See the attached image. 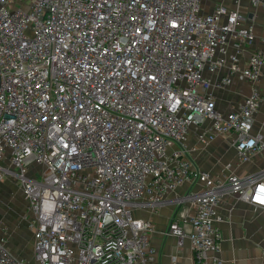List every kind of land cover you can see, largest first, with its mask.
<instances>
[{
    "label": "built area",
    "instance_id": "obj_1",
    "mask_svg": "<svg viewBox=\"0 0 264 264\" xmlns=\"http://www.w3.org/2000/svg\"><path fill=\"white\" fill-rule=\"evenodd\" d=\"M234 1L0 0V183L19 182L35 264H159L154 223L135 212L185 184L168 233L187 232L193 264H223L217 209L228 193L264 209V169L213 175L187 138L206 125L241 163L264 151V39L243 63L256 34ZM226 65L216 86L240 73L251 92L222 112L208 73ZM0 264L28 263L0 237Z\"/></svg>",
    "mask_w": 264,
    "mask_h": 264
},
{
    "label": "crops",
    "instance_id": "obj_2",
    "mask_svg": "<svg viewBox=\"0 0 264 264\" xmlns=\"http://www.w3.org/2000/svg\"><path fill=\"white\" fill-rule=\"evenodd\" d=\"M224 4L229 8L236 6L234 0H208V13L212 12L216 4ZM240 10L247 14V24H252L256 34V41L247 46L242 60L247 61L251 51L263 45L264 16L260 9H254L250 0H241ZM229 74L228 66L222 67L215 73H208L212 81L211 92L216 101L218 110L227 112L240 103L251 89L247 80L240 74L232 76V81L225 87H218L223 76ZM260 92L264 96V79L261 80ZM209 126V122H208ZM206 130V125L192 128L187 142L191 148L190 155L196 165L213 175L222 173H235L238 175L255 174L264 169V151L255 153L247 162L239 161L236 144L230 139L217 136L214 140H203L201 136ZM253 134H261L264 137V101L255 116ZM10 177L4 178L0 183V197L11 190ZM18 185L19 182L15 180ZM15 183V182H13ZM189 191V185L185 184L169 194L167 201L161 204H146L137 209L135 214L147 218L154 223V232L151 236L153 245L159 250V264H173L176 259L179 264H193V249L188 234L175 235L168 233L170 222L179 215V211L190 204L179 206L176 201L185 196ZM20 204H22L23 218L27 211V201L24 198L19 185ZM25 220V219H24ZM8 219H0V237H7L10 246V236L7 234L11 224ZM26 222V220H25ZM28 225V223L26 222ZM216 226L222 233L221 250L211 258L219 257L223 264H264V209L254 208L250 203L241 200L232 193L223 198L217 209ZM29 228V226H28ZM31 231V229L29 228ZM188 231L189 228H186ZM32 235V247L27 246L24 252L15 253L19 258L25 259L28 264H35L34 237ZM31 254L27 255V251Z\"/></svg>",
    "mask_w": 264,
    "mask_h": 264
},
{
    "label": "rangeland",
    "instance_id": "obj_3",
    "mask_svg": "<svg viewBox=\"0 0 264 264\" xmlns=\"http://www.w3.org/2000/svg\"><path fill=\"white\" fill-rule=\"evenodd\" d=\"M18 5H22L21 1L28 0H15ZM10 179L14 180L11 183V190L2 194L0 197V219L10 220V227L8 235L10 236V248L14 250L15 253L24 252L26 246L31 249L32 247V235L28 228L23 216H22V204L19 200V185L13 177ZM2 233L3 231L0 230ZM25 247V248H24ZM31 254V250L27 251V255Z\"/></svg>",
    "mask_w": 264,
    "mask_h": 264
}]
</instances>
